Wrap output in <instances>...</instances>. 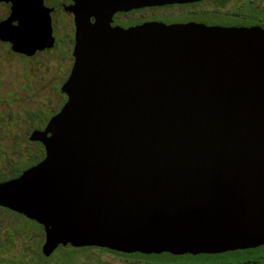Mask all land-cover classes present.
Returning <instances> with one entry per match:
<instances>
[{"label":"water","instance_id":"1","mask_svg":"<svg viewBox=\"0 0 264 264\" xmlns=\"http://www.w3.org/2000/svg\"><path fill=\"white\" fill-rule=\"evenodd\" d=\"M0 2L11 52L51 46L42 0ZM108 11L94 25L76 18L67 100L29 136L45 157L0 183V208L42 226L46 257L59 246L179 256L263 245L264 31L118 30Z\"/></svg>","mask_w":264,"mask_h":264},{"label":"rangeland","instance_id":"2","mask_svg":"<svg viewBox=\"0 0 264 264\" xmlns=\"http://www.w3.org/2000/svg\"><path fill=\"white\" fill-rule=\"evenodd\" d=\"M6 15V8L0 6V21ZM57 57L56 49L31 58L13 55L9 46L0 42V182L41 158L40 146L30 143L28 137L33 130L42 129L64 103L61 86L54 79L63 72ZM10 217L7 226L0 228V264H153L98 249L71 247L58 248L46 259L40 253L44 237L39 227L22 217ZM249 256V252H238L225 259L230 262Z\"/></svg>","mask_w":264,"mask_h":264},{"label":"flooded vegetation","instance_id":"3","mask_svg":"<svg viewBox=\"0 0 264 264\" xmlns=\"http://www.w3.org/2000/svg\"><path fill=\"white\" fill-rule=\"evenodd\" d=\"M42 5L48 10L49 28L53 40L49 48L42 51H36V53L31 57H34L38 53H49L52 50L56 49L58 53L57 58L61 60L60 70H62L63 72L61 75H58L54 79L56 80L55 84L60 85L61 87L68 80L74 64L73 52L76 44L77 33L76 18L78 17L83 20L87 19L90 25H94L97 22V8H107L109 10L108 12L110 13V27L118 30H128L131 28H137L149 24H158L164 27L195 26L201 28L258 29L264 31V0H172L168 2H156L143 6H135L130 9L128 7L125 8L124 0H42ZM0 6L5 7L7 10L6 17L1 20L3 21L9 16L10 9L5 2H0ZM72 9L75 10V13L72 12ZM3 44L8 45L10 49L9 44ZM11 53L13 55H18L13 52ZM61 87L60 93L63 96L65 103L67 97L61 92ZM57 113H55L54 115H56ZM46 125L42 129L36 130L42 131L44 130ZM28 141L40 146L41 158L27 169L35 166L45 157V151L42 144L30 141L29 137ZM25 170H23L22 172H24ZM22 172L20 171L18 176H20ZM16 177H10V179L2 180L0 183L9 181ZM1 209L9 211L3 208H0V210ZM28 223L39 227L44 237V244L45 236L42 226L33 221H30ZM5 227L6 226H2V224L0 223V228ZM43 244L41 246H43ZM73 249L83 250L88 248ZM90 249L106 251L132 260H146L149 262H153V264H162V258L158 257L162 254H124L101 248ZM41 250L42 248H40L41 255L46 259L53 255L56 251L55 250L50 256L45 257L42 254ZM261 251H264V244L253 248L228 251L220 254H186L192 256L193 258H197L195 259V261H186L185 264H264V253L261 254ZM238 252H249L250 256L242 260H231L230 262L226 261L225 258H229V255H236L238 254Z\"/></svg>","mask_w":264,"mask_h":264},{"label":"trees","instance_id":"4","mask_svg":"<svg viewBox=\"0 0 264 264\" xmlns=\"http://www.w3.org/2000/svg\"><path fill=\"white\" fill-rule=\"evenodd\" d=\"M1 211L4 213V214H1V216H0V223L2 224V226H7L6 225V221H7V219L11 218L10 216L14 217L15 219H17V217H21V216H19L17 214L9 212V211H5V210H2V209H1ZM24 220L26 222H30L27 219H24ZM67 247L60 246L59 248L61 249V248H67ZM158 257H161L162 259H165V261L161 262L162 264H185L186 261H195V259L197 258V257L193 258L190 255L174 256V255H171V254H162V255H159Z\"/></svg>","mask_w":264,"mask_h":264}]
</instances>
